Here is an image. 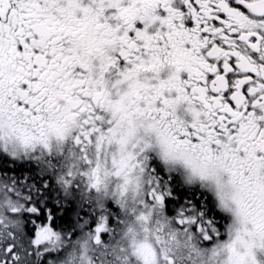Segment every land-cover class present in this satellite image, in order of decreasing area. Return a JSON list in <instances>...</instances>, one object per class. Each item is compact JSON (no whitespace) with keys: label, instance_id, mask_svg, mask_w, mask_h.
Here are the masks:
<instances>
[{"label":"snow or ice","instance_id":"6c2138e0","mask_svg":"<svg viewBox=\"0 0 264 264\" xmlns=\"http://www.w3.org/2000/svg\"><path fill=\"white\" fill-rule=\"evenodd\" d=\"M0 264H264V0H0Z\"/></svg>","mask_w":264,"mask_h":264}]
</instances>
